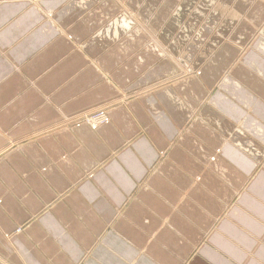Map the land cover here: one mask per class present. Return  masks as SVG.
I'll return each instance as SVG.
<instances>
[{
    "label": "crops",
    "instance_id": "0c3cea01",
    "mask_svg": "<svg viewBox=\"0 0 264 264\" xmlns=\"http://www.w3.org/2000/svg\"><path fill=\"white\" fill-rule=\"evenodd\" d=\"M192 2L0 0V264H264V0Z\"/></svg>",
    "mask_w": 264,
    "mask_h": 264
},
{
    "label": "rangeland",
    "instance_id": "374dc122",
    "mask_svg": "<svg viewBox=\"0 0 264 264\" xmlns=\"http://www.w3.org/2000/svg\"><path fill=\"white\" fill-rule=\"evenodd\" d=\"M180 1V0H179ZM192 5H193V7H192V9H191V11H190V14H193L194 12H196L197 10L198 11H202V12H205L206 14H208L209 15V13H211L214 9H215V7L217 6H214V7H212V9L209 11V7L208 6H206L205 8L203 7V4H202V0H196V2H192ZM212 6V5H211ZM217 7H219V6H217ZM223 7V6H222ZM224 7H226V6H224ZM229 9V11L228 12H231V11H233L237 16H235L232 20H227V21H229V22H231V23H233V22H235V19L237 20L238 19V17H239V15L235 12V10L234 9H231V8H228ZM177 9L176 8H173V9H171V11H169V15H168V17L170 18L171 16H172V14H175L177 11H176ZM209 11V12H208ZM206 14H204V16H206ZM226 16V14H224L222 17H225ZM192 19H188V22H186L187 24H186V32L188 33V35H186L185 34V30H183L182 31V33H183V37H186V36H188V38H187V40L185 41V43L184 44H188V43H191L192 42V40H193V42L191 43V45H195V43H197L198 45H199V48H202V46H203V42L201 41V42H197L196 40H198L199 38H200V36L198 35L200 32H202V30H203V25H205V23H206V19H204V24H203V19L202 18H200V19H194V17L193 16H190ZM218 17V15H216V18ZM219 17H221V15L219 14ZM218 17V18H219ZM215 18V17H214ZM214 18L213 19H210V21L208 22V26H207V28H210L211 27V29H212V27H213V25H214ZM195 23V27H194V29L192 30V29H190L189 30V26H188V24L189 23ZM180 32V31H179ZM196 41V42H195ZM244 49V48H243ZM102 112H104V113H106V115H107V111L106 110H102V109H96V110H94V111H90V112H87V113H83L82 115H80V121L82 122V123H84L85 125H87V126H89L91 129H96V127H98V126H101V125H103L106 121H107V116H106V121L104 120V121H102V120H100V115L102 114ZM88 117V118H87ZM84 120H86V121H84ZM98 123V124H97ZM97 124V125H96Z\"/></svg>",
    "mask_w": 264,
    "mask_h": 264
},
{
    "label": "bare ground",
    "instance_id": "6f19581e",
    "mask_svg": "<svg viewBox=\"0 0 264 264\" xmlns=\"http://www.w3.org/2000/svg\"><path fill=\"white\" fill-rule=\"evenodd\" d=\"M229 11V9L227 8V7H222V6H219V7H215V9L212 11V13H211V19H213L214 17H216V15H218V17H219V14L221 15V16H223L224 14H226V16H225V18L227 19V20H232L235 16H237L233 11H231V12H228ZM103 113V115H104V120L106 121V113H104V112H102ZM88 118V117H87ZM84 121H86V120H84ZM98 124V123H97ZM96 124V125H97ZM97 128V127H96Z\"/></svg>",
    "mask_w": 264,
    "mask_h": 264
},
{
    "label": "built area",
    "instance_id": "2783aa9c",
    "mask_svg": "<svg viewBox=\"0 0 264 264\" xmlns=\"http://www.w3.org/2000/svg\"><path fill=\"white\" fill-rule=\"evenodd\" d=\"M104 115H103V113L100 115V120H102V121H104Z\"/></svg>",
    "mask_w": 264,
    "mask_h": 264
}]
</instances>
